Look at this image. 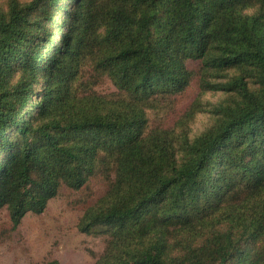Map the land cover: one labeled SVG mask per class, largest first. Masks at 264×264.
<instances>
[{
	"label": "trees",
	"instance_id": "16d2710c",
	"mask_svg": "<svg viewBox=\"0 0 264 264\" xmlns=\"http://www.w3.org/2000/svg\"><path fill=\"white\" fill-rule=\"evenodd\" d=\"M69 1L0 0V209L13 228L100 176L78 223L106 237L94 264H264V0ZM196 75L224 95L208 124L193 132L194 110L151 125ZM104 80L115 90L99 92Z\"/></svg>",
	"mask_w": 264,
	"mask_h": 264
},
{
	"label": "rangeland",
	"instance_id": "374dc122",
	"mask_svg": "<svg viewBox=\"0 0 264 264\" xmlns=\"http://www.w3.org/2000/svg\"><path fill=\"white\" fill-rule=\"evenodd\" d=\"M187 65L198 73V60H188ZM97 90L109 93L115 87L109 80H104ZM223 98L221 92L201 93L196 75L183 92L150 112V123L171 127L186 112L197 110L190 128L199 132L209 122L204 109ZM105 190L106 182L100 176L91 177L79 190L63 186L42 213L27 212L16 228L12 226L8 210L1 208L0 264H44L52 259L61 264H94L105 250L106 237L100 228L90 233L81 232L78 223L85 209Z\"/></svg>",
	"mask_w": 264,
	"mask_h": 264
}]
</instances>
